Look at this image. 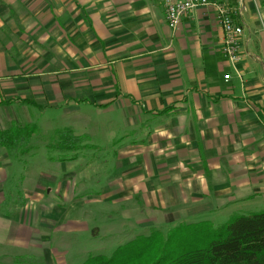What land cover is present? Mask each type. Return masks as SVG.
<instances>
[{"label":"crops","instance_id":"1","mask_svg":"<svg viewBox=\"0 0 264 264\" xmlns=\"http://www.w3.org/2000/svg\"><path fill=\"white\" fill-rule=\"evenodd\" d=\"M224 3L244 28L237 64L213 6L175 29L163 0H0V117L10 123L0 130L23 112V125L39 129L32 115H45L81 136L68 151L50 146L75 165L65 176L77 184L82 155L114 164L116 186H93H104L101 201L148 214L136 226H220L263 211L264 0ZM55 183L50 195L68 192Z\"/></svg>","mask_w":264,"mask_h":264},{"label":"rangeland","instance_id":"2","mask_svg":"<svg viewBox=\"0 0 264 264\" xmlns=\"http://www.w3.org/2000/svg\"><path fill=\"white\" fill-rule=\"evenodd\" d=\"M24 118L21 112L20 125L26 123ZM32 119L39 129L30 154L22 157L11 154L7 148L1 149L0 165L7 164V170L0 168V264H81L92 255H112L119 246L138 236H148L154 229L167 232L174 227L175 224L143 227L162 221L161 217L141 218L136 226L138 218L148 214L135 212V204H129L125 198L123 202L101 201L103 187L108 184L115 187L118 181L115 167L110 169L114 164L104 170V164H88L90 156L82 155L81 160L75 161L79 164L77 184L68 179L65 173L71 172L75 165L69 159L67 163H58L66 155L54 153L50 147L58 138L52 129L55 124L45 115L33 114ZM2 122L4 126L10 125L6 115L0 117ZM56 181L66 182L68 192L50 195L48 186L56 193ZM95 184L104 186L94 187ZM197 222L200 221H180L176 225ZM9 231L13 233L11 236ZM17 231L19 236H15Z\"/></svg>","mask_w":264,"mask_h":264},{"label":"trees","instance_id":"3","mask_svg":"<svg viewBox=\"0 0 264 264\" xmlns=\"http://www.w3.org/2000/svg\"><path fill=\"white\" fill-rule=\"evenodd\" d=\"M31 102V101H29ZM37 124H12L0 130V152L27 155ZM53 148H77L81 136L57 132ZM81 264H264V210L236 215L221 227L211 221L181 223L167 232L154 229L119 246L112 255L96 254Z\"/></svg>","mask_w":264,"mask_h":264},{"label":"built area","instance_id":"4","mask_svg":"<svg viewBox=\"0 0 264 264\" xmlns=\"http://www.w3.org/2000/svg\"><path fill=\"white\" fill-rule=\"evenodd\" d=\"M166 18L172 28H177L181 19L198 7L213 6L217 10V18L223 28L222 52L233 64L242 60L241 38L244 28L236 22L224 0H163ZM230 75H226L229 79Z\"/></svg>","mask_w":264,"mask_h":264}]
</instances>
